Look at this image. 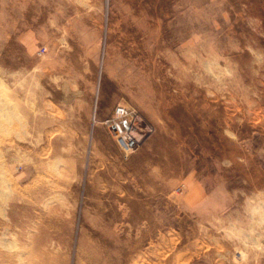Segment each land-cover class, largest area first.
Returning a JSON list of instances; mask_svg holds the SVG:
<instances>
[{
  "label": "rangeland",
  "instance_id": "obj_1",
  "mask_svg": "<svg viewBox=\"0 0 264 264\" xmlns=\"http://www.w3.org/2000/svg\"><path fill=\"white\" fill-rule=\"evenodd\" d=\"M13 200L0 264H264V0H0Z\"/></svg>",
  "mask_w": 264,
  "mask_h": 264
},
{
  "label": "built area",
  "instance_id": "obj_2",
  "mask_svg": "<svg viewBox=\"0 0 264 264\" xmlns=\"http://www.w3.org/2000/svg\"><path fill=\"white\" fill-rule=\"evenodd\" d=\"M44 53L45 49L43 48L39 55ZM136 119L137 117L133 112L125 107L118 106L113 116L105 122L125 158L136 150L147 137V130L141 129Z\"/></svg>",
  "mask_w": 264,
  "mask_h": 264
},
{
  "label": "crops",
  "instance_id": "obj_3",
  "mask_svg": "<svg viewBox=\"0 0 264 264\" xmlns=\"http://www.w3.org/2000/svg\"><path fill=\"white\" fill-rule=\"evenodd\" d=\"M12 210L13 211H9V213H7V210L4 208V207H0V236H5V227L6 229L8 230V232L10 231L11 229V225L14 223L13 221V217L14 216H11V213L15 212L16 208L14 205H16V201H12ZM9 209V207H8ZM10 228V229H9Z\"/></svg>",
  "mask_w": 264,
  "mask_h": 264
}]
</instances>
